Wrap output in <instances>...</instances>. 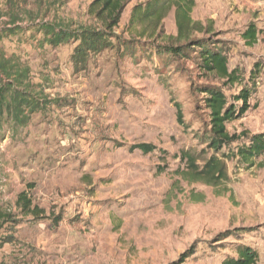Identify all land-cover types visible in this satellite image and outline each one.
<instances>
[{
	"label": "rangeland",
	"instance_id": "1",
	"mask_svg": "<svg viewBox=\"0 0 264 264\" xmlns=\"http://www.w3.org/2000/svg\"><path fill=\"white\" fill-rule=\"evenodd\" d=\"M92 1L16 0L10 9L0 0V25L19 27L0 52L26 63V93L38 101L34 112L25 108L23 126L11 112L0 125V213L9 215L0 264H221L237 245L256 250L263 264L264 155L246 166L233 153L246 138L264 136V0H193L191 18L203 28L193 37L221 49L238 71L235 84L206 77L191 58L169 61L149 50L132 58L125 30L132 7L147 0H129L101 50L75 68L76 38L49 45L34 25L93 28ZM176 35L171 11L158 43L175 44ZM208 86L229 104L251 90L249 109L226 125L241 140L217 154L227 156V177L212 186L194 181L185 157L200 170L213 155L197 92ZM22 192L43 214L21 212Z\"/></svg>",
	"mask_w": 264,
	"mask_h": 264
},
{
	"label": "trees",
	"instance_id": "2",
	"mask_svg": "<svg viewBox=\"0 0 264 264\" xmlns=\"http://www.w3.org/2000/svg\"><path fill=\"white\" fill-rule=\"evenodd\" d=\"M2 1L4 2L3 6L10 9L16 6V0ZM128 2L129 0H93L87 8V15L95 22V26H98H94L95 28L82 26L79 31L72 32L61 25L44 22L34 25V28L42 34L43 42L49 45L68 42L73 37L76 38L78 44L73 54V66L82 69L89 54H96L104 46L103 36L118 26ZM193 8V0H147L134 5L125 30L129 40L124 43V49L132 58L136 56V52L141 53L140 50H149L150 53H154L155 57L169 61L191 58L197 62V66L206 77L225 80L230 84L239 82L238 71L236 69L229 70L227 59L223 56L220 48L208 44L205 39L193 37L194 33L203 32L202 25L191 18ZM171 11L174 12L177 35L169 40L176 43L159 44L158 40L162 38V22ZM4 16L6 15L0 6V21ZM7 16L9 15L7 14ZM14 19L9 25H14ZM14 28L19 29V27ZM15 29L7 27L5 24L0 25V41L12 35ZM243 37L252 46L256 40L255 30L248 28ZM29 73L26 63L20 61L18 57L14 55L6 57L3 52H0V125L4 114L11 112L10 115L13 116L14 122L23 126L25 122L22 115L25 108L31 107L30 113L37 109L38 101L32 100L26 93V89L30 87ZM250 91L247 88L242 89L234 97L235 102L229 104L228 98L215 86L197 89L198 93L204 95L203 107L208 112L210 127L206 142L213 155L200 170L196 167L193 157L185 155L194 181L212 186L218 181L226 179L224 158L226 159L227 156L220 157L217 154L224 147L241 140L240 136L229 135L226 125L239 119L249 109ZM237 102H240V105H236ZM181 118L180 110H178L177 120L181 122ZM246 139L249 140L248 144L237 147L233 156L244 165L252 166L256 158L264 155V136L255 135ZM137 148L143 153L152 151L148 145H139ZM16 204L23 214H31L36 217L43 214V210L33 205L31 199L24 192L18 195ZM8 217V214L0 213V230L8 221ZM258 259L256 250L246 245H237L234 254L225 256L221 264H257Z\"/></svg>",
	"mask_w": 264,
	"mask_h": 264
},
{
	"label": "crops",
	"instance_id": "3",
	"mask_svg": "<svg viewBox=\"0 0 264 264\" xmlns=\"http://www.w3.org/2000/svg\"><path fill=\"white\" fill-rule=\"evenodd\" d=\"M10 171H12V170H10ZM13 173H14V172H13ZM259 258H261V255H260V257H259ZM262 259H263V260H262ZM262 259H261V261H264V258H262ZM263 264H264V263H263Z\"/></svg>",
	"mask_w": 264,
	"mask_h": 264
}]
</instances>
